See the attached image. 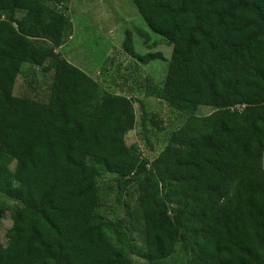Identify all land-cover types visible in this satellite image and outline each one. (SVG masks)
Segmentation results:
<instances>
[{
  "label": "trees",
  "instance_id": "obj_1",
  "mask_svg": "<svg viewBox=\"0 0 264 264\" xmlns=\"http://www.w3.org/2000/svg\"><path fill=\"white\" fill-rule=\"evenodd\" d=\"M65 1L0 0V195L21 204L0 264H135L99 213L104 175L117 203L135 190L145 264H264V0H131L172 47L144 94L188 114L151 163L125 142L135 101L56 51ZM25 64L53 71L46 102L13 95Z\"/></svg>",
  "mask_w": 264,
  "mask_h": 264
},
{
  "label": "rangeland",
  "instance_id": "obj_2",
  "mask_svg": "<svg viewBox=\"0 0 264 264\" xmlns=\"http://www.w3.org/2000/svg\"><path fill=\"white\" fill-rule=\"evenodd\" d=\"M55 7L67 17L71 27L63 46L56 51L89 75L101 89L135 101V118L126 132L125 142L151 163L166 146L169 134L188 118V114L144 94L148 83L164 80L172 47L147 27L131 0H66ZM127 35L131 36L136 53H157L160 57L143 64L128 55L123 48ZM52 77L53 73L42 67L25 64L17 76L13 95L46 102ZM139 101L143 102L145 115ZM213 111V107L199 106L194 114L205 116ZM8 167L15 172L16 162ZM112 178V175L97 178L101 190L99 213L109 224L112 241L135 264H145L138 255L143 233L135 190L129 189L117 203ZM20 207L18 201L0 195V244L7 242L6 232L12 225L10 210Z\"/></svg>",
  "mask_w": 264,
  "mask_h": 264
},
{
  "label": "water",
  "instance_id": "obj_3",
  "mask_svg": "<svg viewBox=\"0 0 264 264\" xmlns=\"http://www.w3.org/2000/svg\"><path fill=\"white\" fill-rule=\"evenodd\" d=\"M50 72H51V73H53V71H52V70H50Z\"/></svg>",
  "mask_w": 264,
  "mask_h": 264
}]
</instances>
